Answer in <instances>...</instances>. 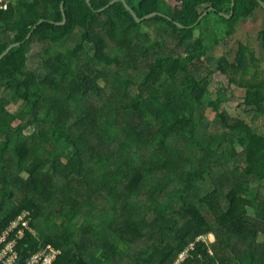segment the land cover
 <instances>
[{
    "label": "trees",
    "instance_id": "trees-1",
    "mask_svg": "<svg viewBox=\"0 0 264 264\" xmlns=\"http://www.w3.org/2000/svg\"><path fill=\"white\" fill-rule=\"evenodd\" d=\"M112 1H0V55L21 43L0 60V233L23 210L35 231L17 264L47 244L53 264H175L193 243L184 264H264V61L239 42L209 62L264 8L126 0L159 13L139 23Z\"/></svg>",
    "mask_w": 264,
    "mask_h": 264
},
{
    "label": "rangeland",
    "instance_id": "rangeland-1",
    "mask_svg": "<svg viewBox=\"0 0 264 264\" xmlns=\"http://www.w3.org/2000/svg\"><path fill=\"white\" fill-rule=\"evenodd\" d=\"M164 1L169 2L173 5H175L177 3L175 0H164ZM263 26H264V21L261 22V20L259 18L255 19V20L254 19L248 20L246 22L243 21V23H240L237 26V32L228 41H225V42L223 41L222 44L217 48L218 52L216 50V51L210 53L209 62L216 65L217 64L216 59H218L219 55L225 51H235L239 42H241V43L243 42L244 44H247L251 48L253 47V49H255V51L257 52V54L259 53L258 54L259 58H261L264 61V52H263V50L261 51V49L259 47L260 43L258 40V32L261 30V28ZM261 67L264 68V64ZM28 68L30 70H32L34 73H36L37 75L43 74V69L41 67L39 57L37 55H34L33 52H31V51L29 53ZM226 83H227V80H225V78L223 76L219 75L218 73H212L208 76L207 88L209 89V91L213 92V95H214L213 101H215L217 99V90H221L225 94L228 92V86ZM237 91H238V89L234 88V89H232V92L231 93L229 92V93L235 94V93H237ZM210 98L211 97H207V99H210ZM233 102L234 101L232 100V103ZM231 104H228L227 106H222V109L227 110L230 113V115L235 113L232 111L233 110L232 108H229V107H231ZM12 110H16V107L13 106ZM217 112H218V110H214L213 107H211V108L209 107L206 115L210 119L214 120V119H216L215 117H217ZM252 125L254 126V128L256 130H259L260 132L264 133V121L256 120V122H255L253 120ZM224 126H226V125H224ZM213 128H215V126H213ZM125 238L128 239V234L125 236ZM208 238H209L210 242L216 241L215 235H210ZM111 262H113V261H111Z\"/></svg>",
    "mask_w": 264,
    "mask_h": 264
},
{
    "label": "built area",
    "instance_id": "built-area-1",
    "mask_svg": "<svg viewBox=\"0 0 264 264\" xmlns=\"http://www.w3.org/2000/svg\"><path fill=\"white\" fill-rule=\"evenodd\" d=\"M30 213L23 210L13 218L6 228L0 233V264H17L20 259L18 243L26 235V231L35 232L29 222ZM200 237L197 241L203 240ZM196 250V243L191 244L179 256L175 264H184V262ZM60 250L54 248L52 244H47L40 250L34 252L26 261V264H53Z\"/></svg>",
    "mask_w": 264,
    "mask_h": 264
},
{
    "label": "water",
    "instance_id": "water-1",
    "mask_svg": "<svg viewBox=\"0 0 264 264\" xmlns=\"http://www.w3.org/2000/svg\"><path fill=\"white\" fill-rule=\"evenodd\" d=\"M124 2L125 3V5H126V7L131 11V13L134 15V17L136 18V20L139 22V23H142V22H144V21H146V20H149V19H151V18H153V17H155V16H157V15H159V13H153V14H150V15H148V16H146V17H144V18H140L139 16H138V14L134 11V9L128 4V2L126 1V0H113L110 4H107L105 7H103V8H101L99 11H104L105 9H108L109 7H111V6H113V5H115L116 3H118V2ZM86 2H87V4L89 5V6H91V0H86ZM258 2H259V4L264 8V2L263 1H261V0H258ZM234 5H235V3H234V0H233V2H232V8L234 7ZM61 10H62V12H63V17H64V20L62 21V22H60V23H55V24H58V25H62V24H65L66 23V14H65V12H64V2H62V4H61ZM211 11H214V9L213 8H210L209 10H207V11H205V13L200 17V19H199V21L197 22V24L196 25H194L193 27H196L197 25H199L200 24V22L211 12ZM227 18H230L231 17V15H229V16H226ZM44 22V20H40L38 23H37V25H35L34 27H33V29L31 30V32L29 33V35L27 36V38L26 39H29L30 38V36H31V34H32V32L40 25V24H42ZM179 26H181V27H184L183 25H181V24H179ZM19 45H21V43H14V44H12V45H10L1 55H0V60L2 59V58H4L8 53H9V51L11 50V49H13V48H15V47H17V46H19Z\"/></svg>",
    "mask_w": 264,
    "mask_h": 264
},
{
    "label": "crops",
    "instance_id": "crops-1",
    "mask_svg": "<svg viewBox=\"0 0 264 264\" xmlns=\"http://www.w3.org/2000/svg\"><path fill=\"white\" fill-rule=\"evenodd\" d=\"M0 1H3V0H0Z\"/></svg>",
    "mask_w": 264,
    "mask_h": 264
}]
</instances>
